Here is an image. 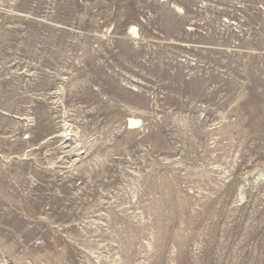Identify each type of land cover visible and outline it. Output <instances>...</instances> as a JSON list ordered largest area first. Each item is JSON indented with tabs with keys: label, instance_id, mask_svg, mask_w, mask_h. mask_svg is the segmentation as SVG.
Segmentation results:
<instances>
[{
	"label": "rangeland",
	"instance_id": "obj_1",
	"mask_svg": "<svg viewBox=\"0 0 264 264\" xmlns=\"http://www.w3.org/2000/svg\"><path fill=\"white\" fill-rule=\"evenodd\" d=\"M0 264H264V0H0Z\"/></svg>",
	"mask_w": 264,
	"mask_h": 264
},
{
	"label": "bare ground",
	"instance_id": "obj_2",
	"mask_svg": "<svg viewBox=\"0 0 264 264\" xmlns=\"http://www.w3.org/2000/svg\"><path fill=\"white\" fill-rule=\"evenodd\" d=\"M138 123V120L136 119H130V124L136 125Z\"/></svg>",
	"mask_w": 264,
	"mask_h": 264
}]
</instances>
